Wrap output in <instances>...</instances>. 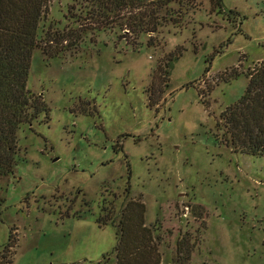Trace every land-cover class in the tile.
Segmentation results:
<instances>
[{
	"label": "rangeland",
	"instance_id": "obj_1",
	"mask_svg": "<svg viewBox=\"0 0 264 264\" xmlns=\"http://www.w3.org/2000/svg\"><path fill=\"white\" fill-rule=\"evenodd\" d=\"M221 1L172 0L155 32L125 35L121 17L60 57L34 51L28 86L48 109L0 175L10 264H116L130 199L161 264H264V155L218 125L264 61V0ZM70 3L51 0L41 27L67 26Z\"/></svg>",
	"mask_w": 264,
	"mask_h": 264
},
{
	"label": "trees",
	"instance_id": "obj_2",
	"mask_svg": "<svg viewBox=\"0 0 264 264\" xmlns=\"http://www.w3.org/2000/svg\"><path fill=\"white\" fill-rule=\"evenodd\" d=\"M51 0H0V175L14 173L21 152L19 132L48 106L43 94L28 86L32 57L40 49L47 57H60L62 52L81 47L90 31L114 29V22L124 17L125 32H155L158 12L172 0H70L67 26L59 22L42 28ZM223 10L221 0H213ZM171 10V9H170ZM173 13V12H172ZM139 34V33H138ZM137 41L139 35L127 39ZM152 41L150 40V43ZM161 63V62H160ZM171 62L166 60L165 73ZM162 63L158 69L161 70ZM249 82L241 99L221 113L219 127L222 141L234 150L251 155H264V61L248 73ZM153 94V92H152ZM151 104H158L159 101ZM222 126V127H221ZM4 201L0 197V207ZM2 209L0 208V214ZM142 200L130 199L120 214L121 235L116 264H161L153 231L145 221ZM1 218V217H0ZM12 239L0 255L6 264L12 262L9 249ZM13 252V251H12ZM190 256V251L187 253Z\"/></svg>",
	"mask_w": 264,
	"mask_h": 264
}]
</instances>
